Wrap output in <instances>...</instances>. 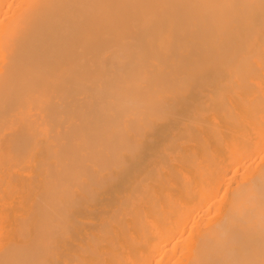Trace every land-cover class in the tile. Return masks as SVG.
<instances>
[{
	"label": "bare ground",
	"instance_id": "1",
	"mask_svg": "<svg viewBox=\"0 0 264 264\" xmlns=\"http://www.w3.org/2000/svg\"><path fill=\"white\" fill-rule=\"evenodd\" d=\"M0 264H264V0H0Z\"/></svg>",
	"mask_w": 264,
	"mask_h": 264
}]
</instances>
